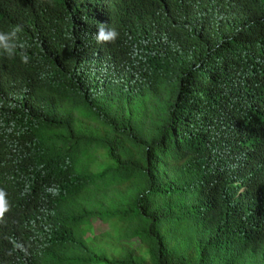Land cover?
<instances>
[{
    "label": "trees",
    "instance_id": "1",
    "mask_svg": "<svg viewBox=\"0 0 264 264\" xmlns=\"http://www.w3.org/2000/svg\"><path fill=\"white\" fill-rule=\"evenodd\" d=\"M13 25L0 264H264V0H0Z\"/></svg>",
    "mask_w": 264,
    "mask_h": 264
},
{
    "label": "clouds",
    "instance_id": "2",
    "mask_svg": "<svg viewBox=\"0 0 264 264\" xmlns=\"http://www.w3.org/2000/svg\"><path fill=\"white\" fill-rule=\"evenodd\" d=\"M23 28L21 25H13L8 32H0V55L14 57L17 50L25 47L20 41V33ZM119 33L114 27H109L105 24H97V32L94 34V39L97 44L113 43L118 38ZM21 59L26 60L25 52L20 53ZM9 210V205L6 200V193L0 190V218Z\"/></svg>",
    "mask_w": 264,
    "mask_h": 264
},
{
    "label": "rangeland",
    "instance_id": "3",
    "mask_svg": "<svg viewBox=\"0 0 264 264\" xmlns=\"http://www.w3.org/2000/svg\"><path fill=\"white\" fill-rule=\"evenodd\" d=\"M92 229H93V233H95V235H97V233H100V232L102 233V232L108 230V226L99 223V221H97V220H93V222H92ZM111 234H112V233H111ZM112 236H113V238H114V235H113V234H112ZM132 244H133L135 247H137L138 242H137L136 240H134V241L132 242ZM116 250H118L117 247L115 248V251H116Z\"/></svg>",
    "mask_w": 264,
    "mask_h": 264
}]
</instances>
